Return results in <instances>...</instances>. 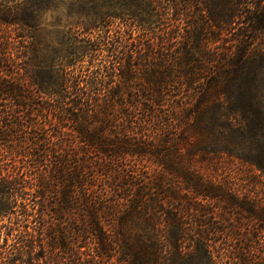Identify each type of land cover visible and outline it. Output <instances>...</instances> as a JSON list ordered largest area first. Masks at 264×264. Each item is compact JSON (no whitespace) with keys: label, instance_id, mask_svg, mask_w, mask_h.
<instances>
[{"label":"trees","instance_id":"trees-1","mask_svg":"<svg viewBox=\"0 0 264 264\" xmlns=\"http://www.w3.org/2000/svg\"><path fill=\"white\" fill-rule=\"evenodd\" d=\"M54 1L0 0V264H264L263 0H181L180 38L160 0Z\"/></svg>","mask_w":264,"mask_h":264},{"label":"rangeland","instance_id":"rangeland-1","mask_svg":"<svg viewBox=\"0 0 264 264\" xmlns=\"http://www.w3.org/2000/svg\"><path fill=\"white\" fill-rule=\"evenodd\" d=\"M12 1V0H11ZM19 3L24 1V0H17ZM62 2H57L56 3V0L54 1L55 4H52V6H56L53 10H50V11H45V13H43L42 15V22L47 26V25H52V24H57L59 21L61 24H67L71 22L72 19H76V15L74 14H69L66 10V8H68V4L69 3H73L74 0H71L69 2V0H61ZM194 1V0H193ZM188 6H191L192 3L190 4H186L185 2H182L181 0L178 1V0H160V3L159 5H156L155 6V10H158L159 12H161V14H163V18L164 20V23L163 21L161 22H158L157 24H155L154 26V30L157 35H161L163 32L165 33H169V35L171 36H175V34H178L177 35V38H180L179 36H182L184 35V37L187 36V33H190L192 32V29L190 28V26H186V23L185 22H181L179 21V19H182L181 15L183 14H186L187 17H189L187 20L188 22L191 24L193 22H195V17H194V13L196 12V9L194 7H187ZM45 6L47 7H50L51 4L49 3H45ZM263 8H264V0H263ZM78 18V16H77ZM119 25V23L117 22H112V26L110 27L111 29V35L113 38H116L118 36V28L117 26ZM183 26H186V28H183ZM53 27L51 26H48V30L50 31H54L52 30ZM4 31V30H3ZM2 30H0V38H2ZM66 31L68 32L69 34V39L71 41L75 40V41H81V40H85L86 38H84V35H81L79 31H76L75 29H68L66 28ZM204 34V33H203ZM50 36V35H49ZM212 36H217L216 33H206V37H212ZM203 37L205 38V35H203ZM51 38H52V35H51ZM221 40H226L225 38L227 37H220ZM53 40V39H52ZM180 40V39H178ZM1 42H2V39H0V50H1ZM56 46V45H55ZM58 46V45H57ZM215 46H218L219 49L215 50V51H221V47L220 45H215ZM65 48V47H64ZM199 52H203V50H199ZM172 86H175V85H172ZM170 86L168 88V90L166 91L168 97H165L164 100H163V106L164 108H168L171 106V93L173 91H176V87L174 89V87ZM133 95V94H132ZM3 105H6V107L9 108L7 102H4L2 101ZM139 116H135V119H137ZM13 120H9V119H5V121L3 120L2 124H10L12 123ZM29 121L26 120V123H28ZM38 124H42L43 123V120H38L37 121ZM2 129L0 128V134H1ZM9 156V155H8ZM5 160L4 161H1V158H0V165H3V166H6L4 168H7L8 170H11L12 166H13V162L10 161V157H5L4 158ZM242 169L239 170L237 168H235V166L231 165L230 163L229 164H220L218 166V168L216 169L215 172H213V176L216 177V179L220 182H224L225 184H228V185H231L233 187H242V186H246L247 188H245L246 190H250V192H252V194L254 195L255 194H259L261 193L262 191V186L260 184H256V183H253V184H245V180L248 179V177H242ZM255 181H257L255 179ZM239 188V189H240ZM3 223H7V219L4 218V220L2 221ZM3 242L0 241V246H3L2 245Z\"/></svg>","mask_w":264,"mask_h":264}]
</instances>
